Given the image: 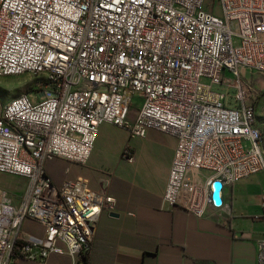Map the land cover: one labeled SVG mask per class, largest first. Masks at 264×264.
Returning <instances> with one entry per match:
<instances>
[{
    "label": "built area",
    "instance_id": "built-area-1",
    "mask_svg": "<svg viewBox=\"0 0 264 264\" xmlns=\"http://www.w3.org/2000/svg\"><path fill=\"white\" fill-rule=\"evenodd\" d=\"M253 72L264 75V0H0V76L33 80L22 102L0 106V173L28 181L17 205L0 190V264L43 262L64 247L84 264L116 200L84 177L56 186L45 165H86L103 123L176 137L164 200L196 216L207 203L222 207L226 184L264 173ZM215 83L235 89L234 104ZM135 97L142 103L130 125ZM123 157L133 160L130 147ZM26 219L44 236H25Z\"/></svg>",
    "mask_w": 264,
    "mask_h": 264
},
{
    "label": "crops",
    "instance_id": "crops-1",
    "mask_svg": "<svg viewBox=\"0 0 264 264\" xmlns=\"http://www.w3.org/2000/svg\"><path fill=\"white\" fill-rule=\"evenodd\" d=\"M139 105L130 108V125ZM176 145V137L158 129L137 137L127 127L103 123L86 165L59 158L46 163L56 186L84 177L90 189L105 188L116 200L114 209L103 210L96 224L87 264H256L258 242L264 238V173L226 184L224 205L207 203L203 214L196 216L164 200ZM127 147L133 160L123 157ZM193 176L190 173L189 180ZM24 185L22 194L27 180ZM21 230L37 238L45 234L33 219H26ZM71 260L64 247L46 262ZM23 261L31 260L16 264Z\"/></svg>",
    "mask_w": 264,
    "mask_h": 264
},
{
    "label": "rangeland",
    "instance_id": "rangeland-1",
    "mask_svg": "<svg viewBox=\"0 0 264 264\" xmlns=\"http://www.w3.org/2000/svg\"><path fill=\"white\" fill-rule=\"evenodd\" d=\"M247 80L250 82L252 87L257 92L256 96V106H257V126L260 128L263 141L261 143L264 148V75L258 73H249ZM33 80L29 78V75H19V76H0V103L5 105L10 100L16 98L23 93H33V87L31 86ZM213 91L225 94L227 96V102L234 104L235 102L231 98L234 95L235 89L229 88L224 84L215 83L212 86ZM33 99V98H32ZM35 101V99H33ZM142 100L135 97L131 108L135 107L137 104H141ZM129 119V116H128ZM24 179L19 176L2 174L0 173V190H4L8 193L11 203L18 204L21 202L22 190L25 187ZM92 245V244H91ZM80 258V257H79ZM25 260V258L19 259ZM47 260V259H46ZM23 261L21 264H52L50 261ZM17 263V262H16ZM18 264H20L18 262ZM73 264V259L71 260Z\"/></svg>",
    "mask_w": 264,
    "mask_h": 264
},
{
    "label": "water",
    "instance_id": "water-1",
    "mask_svg": "<svg viewBox=\"0 0 264 264\" xmlns=\"http://www.w3.org/2000/svg\"><path fill=\"white\" fill-rule=\"evenodd\" d=\"M223 183L220 180H217L213 183L214 191L212 193L213 200L216 205H220L222 203V198L220 196V190L222 189ZM117 215V214H112Z\"/></svg>",
    "mask_w": 264,
    "mask_h": 264
},
{
    "label": "bare ground",
    "instance_id": "bare-ground-1",
    "mask_svg": "<svg viewBox=\"0 0 264 264\" xmlns=\"http://www.w3.org/2000/svg\"><path fill=\"white\" fill-rule=\"evenodd\" d=\"M21 75H29V74H21ZM26 95H27V93H23V94L17 96L16 98L10 100L8 103H6V104L3 105V106H13V105H15L16 103H20V102H22V101L25 99ZM0 106H2L1 103H0ZM257 127H258V126H257ZM258 128H259V127H258ZM259 141H260V146H261V148H262V151L264 152V148H263L262 145H261V143H262V141H263V135H262V132H261L260 128H259Z\"/></svg>",
    "mask_w": 264,
    "mask_h": 264
},
{
    "label": "trees",
    "instance_id": "trees-1",
    "mask_svg": "<svg viewBox=\"0 0 264 264\" xmlns=\"http://www.w3.org/2000/svg\"><path fill=\"white\" fill-rule=\"evenodd\" d=\"M22 243V241H18L15 246H14V250H13V254H18L19 253V245ZM87 258H88V254H84L82 256V259H83V263L84 264H87Z\"/></svg>",
    "mask_w": 264,
    "mask_h": 264
}]
</instances>
